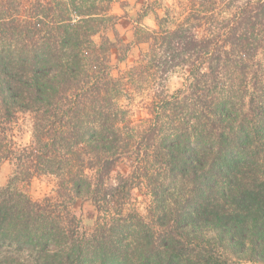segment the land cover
<instances>
[{
  "label": "trees",
  "instance_id": "trees-1",
  "mask_svg": "<svg viewBox=\"0 0 264 264\" xmlns=\"http://www.w3.org/2000/svg\"><path fill=\"white\" fill-rule=\"evenodd\" d=\"M118 1L0 0V164L15 166L0 188V264H264V0H176L155 29L135 21L128 44L106 33ZM141 44L114 76L115 46L122 62ZM144 90L133 120L122 99ZM19 114L32 136L16 148ZM40 176L55 190L34 201L20 186ZM141 188L145 214L132 206ZM75 199L96 212L89 233Z\"/></svg>",
  "mask_w": 264,
  "mask_h": 264
},
{
  "label": "rangeland",
  "instance_id": "rangeland-1",
  "mask_svg": "<svg viewBox=\"0 0 264 264\" xmlns=\"http://www.w3.org/2000/svg\"><path fill=\"white\" fill-rule=\"evenodd\" d=\"M178 6V5H177ZM176 0H119L112 6L111 13L117 17L116 25L113 30L107 33V36L114 41L118 38L123 44H128L132 41V31L135 21H138L143 28L148 30L155 29L156 15L162 17L165 9L173 10L176 8ZM144 10L146 13H144ZM142 12L144 14H142ZM98 41V38L95 39ZM147 50L146 44L138 45L127 53L125 61L118 62L119 53L118 46L110 53L111 73L116 76L122 72L131 69L135 62L141 56V53ZM187 74V69L176 70L168 75L165 88L168 93H173L179 89L183 83V79ZM131 94V93H129ZM151 94L148 90H144L135 96L127 95L122 99V105L129 111V116L133 120H139L146 117V104L150 101ZM10 135L13 137V142L16 148L24 147L31 141L32 136V121L29 114H19L17 120L11 125ZM15 166L12 160H5L0 164V188L5 187L8 179L13 173ZM129 172L127 163L119 165L110 175L108 184H115L119 176H125ZM25 189L28 196L34 201H40L46 196H52L55 190L53 178L49 176H40L33 178L28 185H21ZM149 203V196L144 188L134 190L132 192V206L136 207L138 212L145 214V210ZM71 212L79 221L81 231L91 232L96 218V212L93 206L88 201L75 199L69 204ZM236 264H258L253 262H238Z\"/></svg>",
  "mask_w": 264,
  "mask_h": 264
}]
</instances>
